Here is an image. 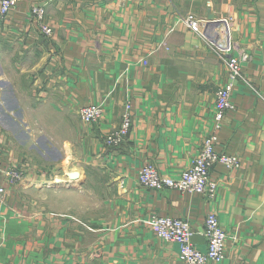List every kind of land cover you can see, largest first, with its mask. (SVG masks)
Wrapping results in <instances>:
<instances>
[{
  "label": "crops",
  "instance_id": "obj_1",
  "mask_svg": "<svg viewBox=\"0 0 264 264\" xmlns=\"http://www.w3.org/2000/svg\"><path fill=\"white\" fill-rule=\"evenodd\" d=\"M32 4L52 36L28 20ZM188 12L231 18L251 54L243 73L255 90L235 84L215 144L240 164L213 165L214 203L137 180L147 160L178 177L213 126L225 68L180 20ZM126 99L129 136L107 147ZM101 100L102 118L82 123L78 109ZM11 166L24 172L17 184ZM0 186V264H178L179 245L158 238L149 215L187 218L205 250L211 211L227 239L209 264H264V0H18L0 16Z\"/></svg>",
  "mask_w": 264,
  "mask_h": 264
},
{
  "label": "built area",
  "instance_id": "obj_2",
  "mask_svg": "<svg viewBox=\"0 0 264 264\" xmlns=\"http://www.w3.org/2000/svg\"><path fill=\"white\" fill-rule=\"evenodd\" d=\"M17 2L18 0H0V16L7 18L16 8ZM26 16L31 23L36 24L39 32L46 36L53 35V26L47 19L43 5L32 4ZM180 20L190 31L200 35L211 52L222 62L226 79L215 91L212 129L203 139L199 152L190 166L178 177H169L161 174L157 167L147 160L138 170L137 180L141 187L148 190L173 189L180 193H195L203 196L208 202L214 203L218 196L219 182L211 177V168L216 163H221L229 169L237 168L240 164L236 156L217 152L215 144L217 131L222 126L225 114L234 109L231 94L235 84L240 81L255 90L243 73V66L251 59V54L231 37L233 26L231 18L207 19L188 12L181 15ZM220 23L224 24L221 29H219ZM208 29H211L209 34ZM103 112L104 100H101L80 107L78 116L82 123L93 124L102 118ZM132 120L131 104L129 99H126L120 116V124L105 135L103 139L105 146L117 147L123 144L129 136ZM23 173L20 168L13 166L4 171L11 184L21 182ZM5 195L6 190L0 186V203L4 202ZM148 225L158 238L179 245L178 264H209L220 262L225 257L227 232L219 223L215 211L207 214L204 228L199 232L206 240L205 250L198 249L193 243L194 232L187 218L152 213L149 215Z\"/></svg>",
  "mask_w": 264,
  "mask_h": 264
},
{
  "label": "water",
  "instance_id": "obj_3",
  "mask_svg": "<svg viewBox=\"0 0 264 264\" xmlns=\"http://www.w3.org/2000/svg\"><path fill=\"white\" fill-rule=\"evenodd\" d=\"M209 19H212V18H209ZM70 176H75L74 174H71Z\"/></svg>",
  "mask_w": 264,
  "mask_h": 264
},
{
  "label": "rangeland",
  "instance_id": "obj_4",
  "mask_svg": "<svg viewBox=\"0 0 264 264\" xmlns=\"http://www.w3.org/2000/svg\"><path fill=\"white\" fill-rule=\"evenodd\" d=\"M247 3H249V0H247ZM228 18V17H227Z\"/></svg>",
  "mask_w": 264,
  "mask_h": 264
}]
</instances>
